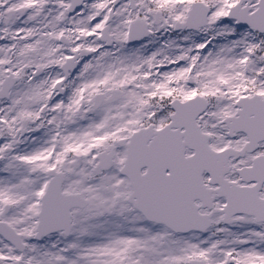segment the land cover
Returning a JSON list of instances; mask_svg holds the SVG:
<instances>
[{
  "label": "snow or ice",
  "instance_id": "6c2138e0",
  "mask_svg": "<svg viewBox=\"0 0 264 264\" xmlns=\"http://www.w3.org/2000/svg\"><path fill=\"white\" fill-rule=\"evenodd\" d=\"M0 264H264V0H0Z\"/></svg>",
  "mask_w": 264,
  "mask_h": 264
}]
</instances>
